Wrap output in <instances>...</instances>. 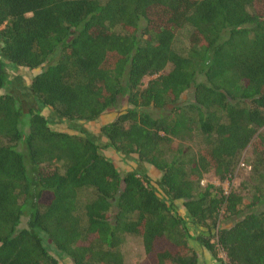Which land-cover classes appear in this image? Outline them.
Returning a JSON list of instances; mask_svg holds the SVG:
<instances>
[{
	"label": "trees",
	"instance_id": "16d2710c",
	"mask_svg": "<svg viewBox=\"0 0 264 264\" xmlns=\"http://www.w3.org/2000/svg\"><path fill=\"white\" fill-rule=\"evenodd\" d=\"M120 99L103 144L64 130ZM262 127L264 0H0V264H124L127 235L137 264H201L192 242L264 264ZM247 146L246 186L200 183L229 179ZM103 148L149 165L160 189Z\"/></svg>",
	"mask_w": 264,
	"mask_h": 264
},
{
	"label": "rangeland",
	"instance_id": "374dc122",
	"mask_svg": "<svg viewBox=\"0 0 264 264\" xmlns=\"http://www.w3.org/2000/svg\"><path fill=\"white\" fill-rule=\"evenodd\" d=\"M185 36H186V30L181 31L178 35H177V40H176V45L179 47H184L185 44L187 43V39L185 41ZM5 73L7 74H16V75H22L25 78V81H29V78L31 76V74L27 71V69H19V70H12V67L8 64L5 65ZM150 78V77H149ZM149 78H143L142 82L145 83L147 79ZM191 89H188L187 91H185L182 94V98L183 99H187L190 97L191 95ZM122 100V101H121ZM126 108V104L123 101V99H120L119 101H117L114 106L108 108L107 110H105L99 117H97L95 120L90 121V122H82V121H74L71 122L69 125L65 126V131L66 132H70V133H75V134H80V132H84L87 135L92 136V138L94 139H98L101 143H102V137L99 133V127L107 122L110 121L111 119L114 118V116L118 113H120L122 110H124ZM25 115V114H24ZM23 117L26 118L25 116H22L20 118V128L21 130H25V128L22 125V121H23ZM61 128H64V126H62ZM259 131H264V127H262ZM103 144V143H102ZM188 144L185 143L184 146ZM180 143L177 140H173L170 148H176L177 146H179ZM197 147V144H191L190 145V150L192 152L195 151ZM169 145L168 146H164L165 150L170 149ZM189 151V152H191ZM250 147L247 146L240 154L239 157L237 159L236 162V167H235V171L233 173V175L229 178V179H225L222 182H218L215 178H212V176L210 174H204L203 178L201 180V184L206 183L207 181H212L216 184H220L222 186V188H224L225 190H229L231 187H234L238 184L243 183L244 186H246L247 184L244 182L246 180V178L248 177V174L250 173ZM102 154L107 157L110 158L113 163L116 165L117 169L119 170V172H126V171H131V170H136L139 173H143L145 174V176L148 178L149 183L156 189H160L157 185V180H158V173L151 168L149 165L139 162L134 156L132 155H119L117 156L114 151L112 149L109 148H103L101 149ZM243 162L244 166L240 167L238 164L239 162ZM249 167V168H247ZM252 178V177H251ZM253 179V178H252ZM258 179H254L251 182H248V184H254L257 183ZM259 181V180H258ZM263 187H261L262 191L264 190V185H262ZM88 194V192H83V194L81 195V198H84L86 195ZM86 198V197H85ZM175 206L178 210H180V205L179 202H175ZM24 225V219L22 220V222L20 223V227ZM193 245V247L197 250L198 253V261L201 264H225L226 262V257L224 252L218 247L216 248V257L218 261H216L215 259H210V255L207 253V251H205L204 248H201L199 246H197L194 242L191 243ZM120 251L122 253L123 256V262L124 264H137V262L141 261L143 259V251H142V247H141V241L140 238L137 236H132V235H127L124 239V242L122 243V245L120 246Z\"/></svg>",
	"mask_w": 264,
	"mask_h": 264
},
{
	"label": "flooded vegetation",
	"instance_id": "af4514ba",
	"mask_svg": "<svg viewBox=\"0 0 264 264\" xmlns=\"http://www.w3.org/2000/svg\"><path fill=\"white\" fill-rule=\"evenodd\" d=\"M13 71L15 70V69H12ZM14 76H16V74H13V73H11V74H6V77L8 78V80L12 83V82H15L16 80H17V78L15 77V78H13ZM20 77H21V79H20V81L23 83H28V81H25V78L22 76V75H19ZM15 92H17V90H15ZM18 94H20L19 92H18ZM21 95H25V96H27L28 97V95H29V92L28 91H24V92H22L21 93ZM26 97V98H27ZM29 99V101H31L32 100V98L30 97V98H28ZM32 103V102H31ZM33 107H35V105H33Z\"/></svg>",
	"mask_w": 264,
	"mask_h": 264
},
{
	"label": "built area",
	"instance_id": "2783aa9c",
	"mask_svg": "<svg viewBox=\"0 0 264 264\" xmlns=\"http://www.w3.org/2000/svg\"><path fill=\"white\" fill-rule=\"evenodd\" d=\"M240 167H243L244 166V163L241 161V162H239V164H238ZM247 168H249V167H247ZM223 189V193H227V190H225L224 188H222Z\"/></svg>",
	"mask_w": 264,
	"mask_h": 264
},
{
	"label": "water",
	"instance_id": "95a60500",
	"mask_svg": "<svg viewBox=\"0 0 264 264\" xmlns=\"http://www.w3.org/2000/svg\"><path fill=\"white\" fill-rule=\"evenodd\" d=\"M17 67H14V69H16Z\"/></svg>",
	"mask_w": 264,
	"mask_h": 264
}]
</instances>
